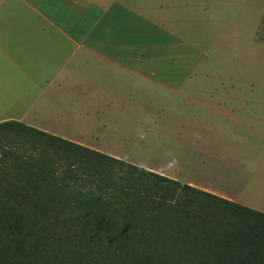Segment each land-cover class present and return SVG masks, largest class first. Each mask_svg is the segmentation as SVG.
I'll return each mask as SVG.
<instances>
[{
	"label": "crops",
	"instance_id": "1",
	"mask_svg": "<svg viewBox=\"0 0 264 264\" xmlns=\"http://www.w3.org/2000/svg\"><path fill=\"white\" fill-rule=\"evenodd\" d=\"M189 1L0 0V117H4L0 122L23 123L264 213V107L249 108V94L230 87L210 92L207 104L205 97L204 101L193 98L207 111V118L200 110L190 128L209 124L220 134L211 142L197 134L193 142L182 139L163 145L161 163L123 151L126 143L129 147L134 143L122 134L127 131L105 118L131 114V107L116 102L119 85L135 88L148 83L149 69L158 66L149 58L153 36L168 38L162 46H194L178 38L186 32L182 28L187 11H191L187 25L192 33L196 21L199 26L195 18L202 11L201 1ZM223 1L213 0L209 11L223 9L228 29L238 30L232 21L238 2L242 41L248 38L250 10H256L252 39L264 43V0ZM185 81L181 75L161 82L178 93ZM181 128L163 131H184ZM237 148L240 153L233 150Z\"/></svg>",
	"mask_w": 264,
	"mask_h": 264
},
{
	"label": "trees",
	"instance_id": "2",
	"mask_svg": "<svg viewBox=\"0 0 264 264\" xmlns=\"http://www.w3.org/2000/svg\"><path fill=\"white\" fill-rule=\"evenodd\" d=\"M0 264H264V213L5 121Z\"/></svg>",
	"mask_w": 264,
	"mask_h": 264
},
{
	"label": "rangeland",
	"instance_id": "3",
	"mask_svg": "<svg viewBox=\"0 0 264 264\" xmlns=\"http://www.w3.org/2000/svg\"><path fill=\"white\" fill-rule=\"evenodd\" d=\"M200 1L202 11L199 17L195 18L199 20V26L196 21L192 33V26L188 28L187 25L192 19L191 11H187L184 15L186 25L182 28L186 32L178 37L180 40L194 42V46L192 44L190 47L162 46V41L165 40L167 44L168 38L153 36L151 43L153 49L149 52V58L153 62H158V66L149 70L155 76L149 72L148 83L142 85L138 83L135 88L130 87L131 84L129 88L119 85V94H117L119 101L116 102L120 103L122 108L131 107V114L105 118L108 122L115 121L119 128L127 131L122 134L126 135V140L137 146L129 147V143H126L127 146H124L123 151L144 157L146 160L152 158L156 163H161L163 145H171L173 141L182 139L193 142L197 134H200L205 142H211L213 137L220 133L211 129L209 124L197 126L195 130L189 126L200 110H202L201 117L207 118V111L198 106L193 98L204 101L205 97L207 104L210 92L229 91L232 87L233 92L249 94L250 100L247 105L249 108L264 107V43H257L252 39L258 20L256 10H250L248 38L247 41L245 39L242 41L240 20L236 17L237 7L240 5L238 2H234L236 10L232 14L233 24L238 27V30H234L228 29L225 24L223 9L218 13L215 9L209 11V4L213 0ZM205 5L209 7L204 8ZM232 32L234 33L231 36ZM170 59L177 61H169ZM181 75L186 81L178 89V93L170 92L161 82L163 79ZM181 94L189 96L190 99L183 98ZM233 104L235 107H240L236 102ZM77 120L80 121L81 117H77ZM164 127H174L177 130L182 127L184 131L173 129L174 131L167 132L163 131ZM233 150L241 152L239 148ZM252 159L254 161V158Z\"/></svg>",
	"mask_w": 264,
	"mask_h": 264
}]
</instances>
